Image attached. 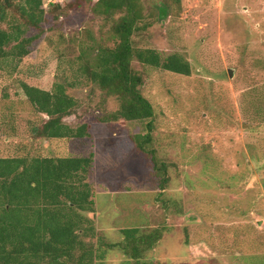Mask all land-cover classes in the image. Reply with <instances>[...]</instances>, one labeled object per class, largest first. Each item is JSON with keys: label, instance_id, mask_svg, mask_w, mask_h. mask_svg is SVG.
I'll return each mask as SVG.
<instances>
[{"label": "rangeland", "instance_id": "374dc122", "mask_svg": "<svg viewBox=\"0 0 264 264\" xmlns=\"http://www.w3.org/2000/svg\"><path fill=\"white\" fill-rule=\"evenodd\" d=\"M60 2L64 14L43 25L18 69L0 70V157L93 155L97 209L86 212L95 225L87 240L105 252L95 264H134L122 249L101 247L132 227L165 229L152 264H264V0H141L135 46L192 65L182 75L133 61L153 131L149 120H109L116 96L83 81L69 93L90 136L33 140L29 124L43 117L21 81L51 90L63 72L84 73L98 44L116 41L115 19L99 16L97 0Z\"/></svg>", "mask_w": 264, "mask_h": 264}, {"label": "trees", "instance_id": "16d2710c", "mask_svg": "<svg viewBox=\"0 0 264 264\" xmlns=\"http://www.w3.org/2000/svg\"><path fill=\"white\" fill-rule=\"evenodd\" d=\"M54 6L50 11L44 8V0H0V70L7 67L16 71L31 54L43 25L53 15L59 18L64 14L62 5ZM94 10L102 18L115 19L116 41L113 46L97 45L92 60L77 70L85 74L76 73L71 80L63 72L51 90L20 83L34 111L43 117L41 122L29 124L28 134L33 140L90 136L91 124L80 112L81 102L69 93L76 82L83 81L116 96L118 109L109 120H149L150 133L155 111L142 92L144 78L133 61L192 74L190 61L179 53L165 55L155 48L135 46L133 36L144 20L141 0H97ZM32 29L40 32L30 36ZM72 116L75 120L68 121ZM93 165V155L0 157V264H95L103 259L105 252L87 240L95 234L94 222L86 215L97 209L90 183ZM164 231L123 228L121 242L102 241L101 247L105 244L109 249H122L134 264H152L150 254Z\"/></svg>", "mask_w": 264, "mask_h": 264}, {"label": "built area", "instance_id": "2783aa9c", "mask_svg": "<svg viewBox=\"0 0 264 264\" xmlns=\"http://www.w3.org/2000/svg\"><path fill=\"white\" fill-rule=\"evenodd\" d=\"M61 0H44V8L49 9L52 4L61 3Z\"/></svg>", "mask_w": 264, "mask_h": 264}]
</instances>
